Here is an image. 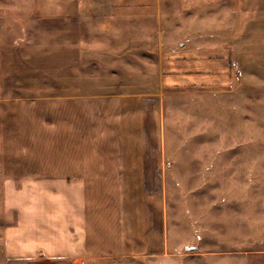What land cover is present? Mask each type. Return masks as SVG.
<instances>
[{
  "label": "crops",
  "instance_id": "crops-1",
  "mask_svg": "<svg viewBox=\"0 0 264 264\" xmlns=\"http://www.w3.org/2000/svg\"><path fill=\"white\" fill-rule=\"evenodd\" d=\"M260 38L264 0H0V140L14 128L30 197L4 264L176 262L165 104L227 86Z\"/></svg>",
  "mask_w": 264,
  "mask_h": 264
},
{
  "label": "rangeland",
  "instance_id": "rangeland-1",
  "mask_svg": "<svg viewBox=\"0 0 264 264\" xmlns=\"http://www.w3.org/2000/svg\"><path fill=\"white\" fill-rule=\"evenodd\" d=\"M258 59L234 63L227 86L185 82L165 104L164 231L179 253L168 264H264V57ZM5 134L0 264L15 235L17 205L30 198L17 181L14 128Z\"/></svg>",
  "mask_w": 264,
  "mask_h": 264
},
{
  "label": "water",
  "instance_id": "water-1",
  "mask_svg": "<svg viewBox=\"0 0 264 264\" xmlns=\"http://www.w3.org/2000/svg\"><path fill=\"white\" fill-rule=\"evenodd\" d=\"M188 249V248H187Z\"/></svg>",
  "mask_w": 264,
  "mask_h": 264
}]
</instances>
